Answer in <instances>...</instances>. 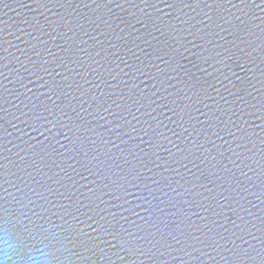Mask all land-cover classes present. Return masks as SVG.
I'll return each mask as SVG.
<instances>
[{"label": "water", "instance_id": "water-1", "mask_svg": "<svg viewBox=\"0 0 264 264\" xmlns=\"http://www.w3.org/2000/svg\"><path fill=\"white\" fill-rule=\"evenodd\" d=\"M5 235L12 264H264V0H0Z\"/></svg>", "mask_w": 264, "mask_h": 264}, {"label": "clouds", "instance_id": "clouds-1", "mask_svg": "<svg viewBox=\"0 0 264 264\" xmlns=\"http://www.w3.org/2000/svg\"><path fill=\"white\" fill-rule=\"evenodd\" d=\"M0 264H12V246L7 235L0 238ZM25 264H52L50 253L46 250L31 252Z\"/></svg>", "mask_w": 264, "mask_h": 264}]
</instances>
